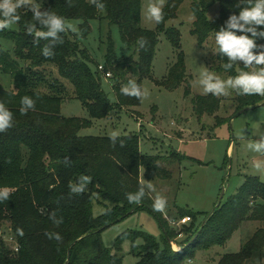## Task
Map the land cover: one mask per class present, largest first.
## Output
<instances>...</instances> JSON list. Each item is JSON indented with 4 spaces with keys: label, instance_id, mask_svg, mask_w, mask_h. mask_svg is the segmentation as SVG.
<instances>
[{
    "label": "trees",
    "instance_id": "1",
    "mask_svg": "<svg viewBox=\"0 0 264 264\" xmlns=\"http://www.w3.org/2000/svg\"><path fill=\"white\" fill-rule=\"evenodd\" d=\"M184 1H165L164 20L156 30L141 24L143 0H103V10L95 8L90 0H72L71 5L66 0H45L41 11L56 12L66 23L82 21L78 34L69 30L58 33L57 38L37 40L34 34L27 33V25L32 22L27 9L19 10L21 20L17 29L0 31V70L10 74L14 84L7 89L0 82V102L14 115L13 126L0 133V189L10 191L9 199L0 202V264H123L120 251L126 239L133 242L137 264H184L186 256L194 255L198 249L225 244L246 221L262 225L238 252L224 254L218 264H246L264 259V182L258 176H246L203 227V222L197 225L198 219L206 218L209 212H195L175 204L178 221L191 217L189 223L178 228L162 210L154 209L156 201L141 179L143 170L162 179L171 178L173 173L159 163L160 156L141 151L139 134L113 139L108 135L80 133L91 127L94 119L107 118L117 108L141 104V98L123 95L120 89L135 81L143 90V80L152 75L160 32L166 34L179 53L168 76L157 81L158 84L173 90L188 78L180 30L166 25L168 19L177 16ZM216 4L219 16L210 20L207 14ZM245 6L246 0H192L196 16L192 33L199 44L204 45L220 27H226L230 16L238 15ZM93 20H107L120 29L121 49H117L110 33L103 69L85 43L93 30ZM36 26L40 28L39 22ZM141 38L143 44L139 43ZM1 40L11 41L13 48H5ZM255 41L264 45V37L257 36ZM45 46L53 54L47 58L42 54ZM216 60L217 69L230 77L249 70L243 69L242 60L233 61V67L225 69L223 66L229 62L226 54L217 52ZM50 65L57 67L60 77ZM102 72L111 73L116 102L110 100L102 87ZM26 95L36 100V107L25 115L20 107ZM70 98L79 99L89 117L64 116L62 104ZM236 102L238 113L245 107L263 103L264 96L237 95ZM194 104L200 116L213 114L221 107V98L213 93L197 95ZM85 176L90 180L83 181ZM81 184L82 191L72 190ZM141 192L139 201H129V195ZM95 201L104 207L100 215L94 213ZM139 209H148L157 217L161 237L127 230L116 239V250L107 247L102 232ZM6 227L13 244L5 239ZM199 230L196 239L186 246ZM57 234L62 240H56ZM184 234L180 249L175 250L171 241ZM139 239L143 242L138 244Z\"/></svg>",
    "mask_w": 264,
    "mask_h": 264
},
{
    "label": "rangeland",
    "instance_id": "2",
    "mask_svg": "<svg viewBox=\"0 0 264 264\" xmlns=\"http://www.w3.org/2000/svg\"><path fill=\"white\" fill-rule=\"evenodd\" d=\"M44 1L33 0L40 5ZM165 1L143 0L141 24L144 28L157 29L158 24L149 18L147 8L150 3H162L164 7ZM207 15L210 20L218 17L219 5H214ZM195 19L192 0H185L177 11V16L166 22L167 27L175 26L181 33L188 78L180 86L170 90L157 82L168 76L170 66L176 62L179 53L166 34L160 32L152 75L142 82L143 89H147L149 95L142 98L139 106L117 108L107 118L94 119L91 127L80 132L82 135L108 136L113 132H117V136L139 134L141 151L160 156L159 163L173 173L171 178L162 179L143 170L141 179L148 186L155 201L158 197L166 200V207L162 211L172 225L176 224L178 228L189 223L191 217L186 216L178 221L175 204L195 212L207 213L214 209L223 190V199H227L236 192L246 176H258L264 182V171L258 172L253 167L254 161L264 160V154L256 153L247 147L250 143L259 142L264 135V102L251 106L249 110L236 116L237 94L235 90H229L227 96H218L221 98V107L215 113L200 116L196 110L194 97L211 94L204 93L202 85L197 83L200 73L208 70L222 79L230 76L217 69L215 34L204 45H200L197 36L192 33ZM81 22L71 20L68 24H71L74 29L72 31L78 34ZM92 25L93 30L85 43L98 63L103 65L110 33L117 49H121L120 29L118 25L110 24L107 20H93ZM9 28L17 29L18 25L14 24ZM1 43L7 49L13 48V43L9 40H1ZM50 68L60 77L55 65H50ZM93 68L95 69V66ZM102 75L103 89L110 100L116 102L110 83L111 77H106L103 72ZM0 82L7 89L14 87L12 76L1 70ZM189 86L191 94L187 95ZM69 87L72 88L70 84ZM61 113L66 117H89L82 102L77 98L66 100L62 104ZM218 119L222 121L219 123ZM103 212V205L95 201V215ZM204 218L199 217L197 225L202 223ZM260 225L262 224L258 221L244 222L225 244L198 249L194 255L186 256L184 264H218L224 254L238 252ZM5 229V239L13 244L9 228ZM127 230L144 231L157 238L162 235V227L157 217L148 209H139L102 232L105 245L116 250V239ZM185 238V234L177 237L172 243L173 248L179 250V244ZM142 242V239L137 241L138 244ZM132 247L131 239L122 242L120 254L123 256V264H137L138 257L132 252ZM246 264H264V259H254Z\"/></svg>",
    "mask_w": 264,
    "mask_h": 264
},
{
    "label": "clouds",
    "instance_id": "3",
    "mask_svg": "<svg viewBox=\"0 0 264 264\" xmlns=\"http://www.w3.org/2000/svg\"><path fill=\"white\" fill-rule=\"evenodd\" d=\"M69 5L72 0H66ZM90 3L99 10H103L105 4L103 0H90ZM247 6L240 9L239 14H233L227 21L226 27H220L214 36L216 52L226 54L229 62L223 67L231 69L232 62L236 60L243 61V69L237 75L222 79L215 73L204 70L200 73V78L197 81L202 85L204 93L211 92L216 96L229 94V90H235L237 95L258 94L264 96V45H257L255 38L257 36L264 37V28L258 29L257 26H264V0H246ZM20 9H27L31 12L32 22L27 25V33L34 34L37 40L48 38H57L58 33L74 30L71 24L66 23L63 16L51 10L41 11V5L33 2V0H0V31H4L11 25L17 24L21 20L19 14ZM147 15L157 24L164 20L163 4L150 3L147 8ZM39 22L40 28L36 26ZM46 29V30H43ZM238 32L240 34H238ZM251 33V35H248ZM62 42V41H61ZM143 38L139 43L143 44ZM261 48L259 52H254V48ZM44 57L53 55L49 47L45 46L42 49ZM255 69V70H253ZM123 95L144 98L149 95L147 89L138 87L135 81L130 82V86H125L120 89ZM36 107V100L31 96H24L21 99L20 112L27 114L30 110ZM14 115L5 103L0 102V133L7 131L13 126ZM117 132H113L111 137L114 139ZM247 147L256 152L264 154V135L261 136L259 142L250 143ZM253 167L259 172L264 171V160H256ZM83 181H89L90 177H83ZM73 191H82L83 184L79 187L73 186ZM143 193L129 195V201H139ZM10 191L7 188L0 189V202L8 200ZM166 200L158 197L156 199L154 209L164 210ZM22 235V233H21ZM56 240H62V237L57 234Z\"/></svg>",
    "mask_w": 264,
    "mask_h": 264
},
{
    "label": "water",
    "instance_id": "4",
    "mask_svg": "<svg viewBox=\"0 0 264 264\" xmlns=\"http://www.w3.org/2000/svg\"><path fill=\"white\" fill-rule=\"evenodd\" d=\"M250 108H251V106H248V107H245V108L241 109V110L236 114V116H238V115L244 113L245 111L249 110ZM224 195H225V190L222 191V193H221V195H220V197H219V200H218L216 206L214 207V209H213L211 212H209V214L207 215V217H206L205 220L203 221V223H202V227L206 224V222L208 221V219H209V218L215 213L217 207H219V206L221 205V203H222V201H223V198H224ZM199 233H200V230L195 234V236L193 237V239H192L188 244H186V246H189V245H190V244L196 239V237L199 235ZM171 243H172V241H171Z\"/></svg>",
    "mask_w": 264,
    "mask_h": 264
},
{
    "label": "built area",
    "instance_id": "5",
    "mask_svg": "<svg viewBox=\"0 0 264 264\" xmlns=\"http://www.w3.org/2000/svg\"><path fill=\"white\" fill-rule=\"evenodd\" d=\"M100 69H103V66L102 65H100ZM111 76V73H107L106 74V77H110ZM173 243V242H172ZM16 250H18V248L16 247Z\"/></svg>",
    "mask_w": 264,
    "mask_h": 264
}]
</instances>
